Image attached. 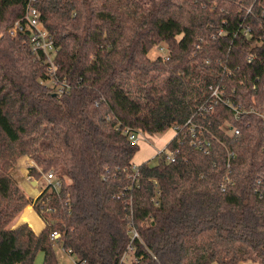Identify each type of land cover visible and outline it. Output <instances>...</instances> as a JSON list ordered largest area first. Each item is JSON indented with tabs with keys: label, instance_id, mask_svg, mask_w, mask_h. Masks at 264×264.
Listing matches in <instances>:
<instances>
[{
	"label": "trees",
	"instance_id": "16d2710c",
	"mask_svg": "<svg viewBox=\"0 0 264 264\" xmlns=\"http://www.w3.org/2000/svg\"><path fill=\"white\" fill-rule=\"evenodd\" d=\"M29 1L0 0V264H34L39 251L60 264L54 230L78 263L264 264V0H35L59 48L63 94L29 30L8 34ZM159 18L188 28L187 44ZM164 42L167 57L151 58ZM210 85L256 113L219 104L196 114ZM193 115L213 134L210 152L175 137V160L160 154L134 179L140 145L126 130L163 132ZM24 156L35 162L29 176L53 170L61 188L28 196L14 172ZM29 204L45 221L38 233L12 224Z\"/></svg>",
	"mask_w": 264,
	"mask_h": 264
},
{
	"label": "built area",
	"instance_id": "2783aa9c",
	"mask_svg": "<svg viewBox=\"0 0 264 264\" xmlns=\"http://www.w3.org/2000/svg\"><path fill=\"white\" fill-rule=\"evenodd\" d=\"M35 0H30L24 16L21 19H18L11 28H9L8 32L14 36L18 35L19 33L28 32V41L32 52L40 57L43 56V60L47 65V71L50 74V84L53 88V91L58 94H63L69 89V83L66 80L60 81L56 78V70L57 66L55 63V58L58 53V47L55 44V40L51 32L44 26L41 20V12L37 6L34 5ZM251 8L248 9L250 11ZM264 17V12H263ZM242 31L247 38H252L254 35V30L251 25H244L242 27ZM264 42V38L261 40ZM162 48V47H161ZM162 56L167 57V53L165 52ZM252 59V56L249 57ZM219 104H225L229 106L235 113L236 117H240L241 115L247 112H255L256 110L254 107H247L242 102L235 101L232 97L227 94L226 86L223 85H210V97L209 99L204 102L196 105V114H205L212 112ZM259 115L264 120V111L259 112ZM172 127L176 129L175 137L180 138L191 136V144L197 147L198 149L204 151L205 153H209L211 150V140L207 137V134L213 136V134L209 131V129L201 122L196 121L194 115L187 119L184 124H174ZM225 127V126H224ZM232 133L239 135L240 129L239 128H232L230 129ZM129 135L130 139L133 143L139 144V136L136 132L126 130ZM182 142V139H179ZM168 145V144H167ZM165 146L161 151L158 152V155L165 153L167 156V160L173 161L175 160V154L178 152V149H169L168 146ZM235 156L233 151H229L228 157V167L230 166V159ZM28 167L35 165L33 159L27 162ZM132 176L137 178L138 175V168L139 164H132ZM230 170V169H229ZM32 176H29V178ZM41 179H44L46 182L43 188L50 187V189H54L58 191L62 186V179H60L53 170H50L46 173H43ZM224 182L221 184L222 190L226 189V185L231 183V178L229 174H227L224 178ZM38 181V180H37ZM156 203V197L153 198ZM48 210V208H45ZM131 236L132 238L138 237L139 232L136 228L131 229ZM61 237V232L54 230L51 232L50 238L54 245L63 251H67L72 253L71 249H66L63 247L61 243H59V239ZM129 252H133V246H129ZM128 252L124 255V259H128L127 256ZM132 258V257H131ZM76 264H85L84 262L78 263L77 260L75 261Z\"/></svg>",
	"mask_w": 264,
	"mask_h": 264
},
{
	"label": "rangeland",
	"instance_id": "374dc122",
	"mask_svg": "<svg viewBox=\"0 0 264 264\" xmlns=\"http://www.w3.org/2000/svg\"><path fill=\"white\" fill-rule=\"evenodd\" d=\"M158 23H159L160 29L168 35L175 36V38L178 40L179 44H182L183 46H185L187 44V41L190 39V30L188 28H186V27H184V26H182V25H180V24H178L172 20L167 21V20H164L163 18H159ZM12 26H10V28ZM8 34L10 36H14V35L10 34L9 32H8ZM165 52L167 53L168 50H167V45L164 42L159 47L155 46L150 51L149 56L151 58H155L157 56L163 55ZM225 129L229 130V126L225 125ZM136 133L139 136L140 149L135 154V156L133 158V162L135 164H141V163L147 162V161H150L152 163H156L158 160V152L161 151L173 139V137L175 136V133H176V129L174 127H171L169 129H167L166 131L157 132V133H148V132H145L142 130H138ZM20 159L16 165V168L14 169V172H18L19 178L20 177L25 178L21 172H22V169L28 168V165H26V163H24V161H21ZM20 181H24V180H21V178H20ZM45 183L46 182L44 181V179L39 178L38 179V186L36 187L37 191L42 190ZM31 185H32L31 183H28V186H31ZM21 186L24 188V186L22 184H21ZM28 186H27L26 190L24 189L26 191V193H29L28 192V189H29ZM21 215H22V213L20 214V216ZM17 218L14 220V222L12 224H15L17 222ZM24 222H26V221H24ZM130 258H131V256H129V259ZM74 260H75L74 258H70L69 260H65L63 264H75ZM34 264H44V254L42 251H39L37 253V255L35 257ZM239 264H259V263L246 261V262H241Z\"/></svg>",
	"mask_w": 264,
	"mask_h": 264
},
{
	"label": "crops",
	"instance_id": "0c3cea01",
	"mask_svg": "<svg viewBox=\"0 0 264 264\" xmlns=\"http://www.w3.org/2000/svg\"><path fill=\"white\" fill-rule=\"evenodd\" d=\"M27 158V159H26ZM31 161V158H29L28 156H24V157H22L20 160L21 161H24V163H26V165H27V162L29 161V160ZM28 160V161H27ZM29 168V167H28ZM28 168H26V169H22V175H24V177L25 178H23V177H21V180H24V181H20L21 183H20V186H21V184L24 186V188L23 189H25L26 190V188H27V186H28V183H31L32 185L31 186H28L29 187V189H28V192L29 193H27L28 194V196H30V197H33V198H36L40 193H41V191L42 190H38L37 191V186H38V181L37 180H35L33 177H30L29 178V175H28ZM23 178V179H22ZM24 190V191H25ZM26 192V191H25ZM31 207V211L37 216V218H38V221H37V224H38V229H35L34 227H32V229L35 231V232H40L44 227H45V221L42 219V217L36 212V210L34 209V206H33V204H29V205H27L26 207H25V209H24V211L22 212V215H24L25 213H26V209H27V207ZM21 215V216H22ZM21 216H20V218H21ZM41 217V218H40ZM20 218H17V222L14 224V226H17V225H19V224H21V223H23L24 222V220H21ZM42 226H40V225ZM57 253H58V255H59V260H60V264H63L64 263V261L65 260H69L70 258H74L75 260L74 261H76L77 260V258L75 257V255L73 254V253H69V252H67V251H63V250H59L58 248H57ZM76 264V263H75Z\"/></svg>",
	"mask_w": 264,
	"mask_h": 264
},
{
	"label": "bare ground",
	"instance_id": "6f19581e",
	"mask_svg": "<svg viewBox=\"0 0 264 264\" xmlns=\"http://www.w3.org/2000/svg\"><path fill=\"white\" fill-rule=\"evenodd\" d=\"M30 158V157H29ZM27 159V158H26ZM32 159V158H31ZM29 160V159H28ZM18 218H20L18 216ZM41 218V217H40ZM21 220H24L26 222H28L32 227H34L35 229H38V224H37V221H38V218L37 216L31 211V207H27L26 209V213L24 215L21 216L20 218ZM40 225V224H39ZM42 225V224H41ZM40 225V226H41ZM42 227V226H41Z\"/></svg>",
	"mask_w": 264,
	"mask_h": 264
}]
</instances>
